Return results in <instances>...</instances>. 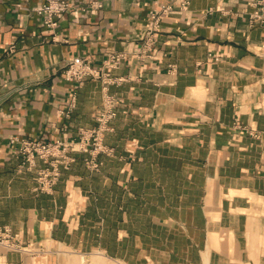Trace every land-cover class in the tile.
Returning <instances> with one entry per match:
<instances>
[{
  "label": "crops",
  "instance_id": "crops-1",
  "mask_svg": "<svg viewBox=\"0 0 264 264\" xmlns=\"http://www.w3.org/2000/svg\"><path fill=\"white\" fill-rule=\"evenodd\" d=\"M67 1L50 30L35 12L44 0H0V228L38 251L0 246L1 263L264 264V28L247 25L253 0ZM110 52L127 54L107 71L124 78L108 86L111 155L93 172L69 151L52 192L35 191L8 137L70 143L94 127L101 81L78 88L63 72Z\"/></svg>",
  "mask_w": 264,
  "mask_h": 264
},
{
  "label": "built area",
  "instance_id": "built-area-1",
  "mask_svg": "<svg viewBox=\"0 0 264 264\" xmlns=\"http://www.w3.org/2000/svg\"><path fill=\"white\" fill-rule=\"evenodd\" d=\"M188 0H181L180 6L186 7ZM100 3L92 2L91 9L100 8ZM250 12L247 14V25L252 27L259 25L264 28V0H253L249 3ZM69 10L67 0H44L35 10L42 19V23L50 30L58 25L61 15ZM170 10L169 6H162L157 12L148 17L146 28L140 38V45L135 55L140 60L148 59L155 42V35L159 30L164 15ZM208 10L207 13H210ZM125 52H110L103 63L98 67L90 66L80 57L71 59L63 72L66 81L73 82L79 88L88 78L100 80L102 83V103L95 117L96 125L92 128L78 129L77 138L70 143L60 141L41 142L40 140H21L16 136L8 137L10 153L21 157L22 168L34 170L36 173L35 191L51 193L54 185L60 177L59 167L68 169L75 161L74 157L68 155L69 151L85 153L88 156L83 159L84 165L93 172H98L102 163L97 160L99 154L111 155L112 149L103 144V136L110 131V123L117 114V102L113 95L108 93L109 85H119L124 82L122 77H111L108 70L115 69L126 60ZM217 60V59H215ZM74 96H72V101ZM73 107L71 104L70 108ZM47 161L46 168H36L35 159ZM0 246L9 251L36 253L30 245H21L15 235H12L7 227L0 228ZM2 264V263H1Z\"/></svg>",
  "mask_w": 264,
  "mask_h": 264
},
{
  "label": "rangeland",
  "instance_id": "rangeland-1",
  "mask_svg": "<svg viewBox=\"0 0 264 264\" xmlns=\"http://www.w3.org/2000/svg\"><path fill=\"white\" fill-rule=\"evenodd\" d=\"M0 264H1V261H0Z\"/></svg>",
  "mask_w": 264,
  "mask_h": 264
}]
</instances>
